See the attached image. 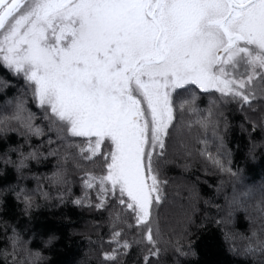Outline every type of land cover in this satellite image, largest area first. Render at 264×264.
<instances>
[{"label":"snow or ice","instance_id":"obj_1","mask_svg":"<svg viewBox=\"0 0 264 264\" xmlns=\"http://www.w3.org/2000/svg\"><path fill=\"white\" fill-rule=\"evenodd\" d=\"M0 94V264H50L59 237L35 213L69 205L89 214L98 264H190L209 221L228 254L264 264V179L228 140L238 128L245 159L264 155V0H0ZM179 156L231 186L203 198L216 217L196 223L200 177L168 192Z\"/></svg>","mask_w":264,"mask_h":264},{"label":"trees","instance_id":"obj_2","mask_svg":"<svg viewBox=\"0 0 264 264\" xmlns=\"http://www.w3.org/2000/svg\"><path fill=\"white\" fill-rule=\"evenodd\" d=\"M7 94H13V89H8ZM4 102V95L0 94V105ZM231 118V114H230ZM239 119L238 116L235 117ZM198 129L193 128V134ZM229 146L234 153V167L239 166L244 169V175L248 182H259L264 179V155L257 152V161L251 162L245 159L248 142L244 135H242L238 128H233L228 134ZM196 147H199L197 144ZM176 162L165 166L164 177L169 180L168 192L172 193L175 189V184H187L200 177V183L197 189L201 196L200 213L197 214L196 223L201 221L199 217L203 216L205 212L209 217H216L217 211L211 205L205 206L203 198H212V204H222L224 201V192L230 193L231 186H227L224 192L217 193L215 189L216 182L221 178L220 174L216 172L212 166L200 157H196L191 169L184 171L179 165L184 163L182 156L175 158ZM207 167L208 172L205 174L203 169ZM41 171L47 169L41 168ZM225 179H227L225 177ZM207 181V183H204ZM31 186V185H29ZM78 191V188H77ZM181 195L187 197L188 193L184 187L180 189ZM181 200L178 203H184ZM67 215L74 223H69L63 216ZM90 219L87 210H78L69 205L67 208L55 209L50 207H41L36 211L34 217V225L36 228H49L56 232L59 239L53 243L51 250L46 252V255L51 257L50 264H80L83 260L84 264H98L97 255L94 251L98 248L97 244L89 243L86 239L87 235H91L93 241L96 240L97 232L86 227V221ZM84 229V234L69 236L71 228ZM234 227L241 231L247 228V222L244 219V213L238 212L235 217ZM223 226L212 222H207L206 226L201 229L192 228V240L195 242V251L198 253L197 257L190 258V264H245L237 257L228 254L225 251V245L222 239ZM100 232L106 233L107 229H101ZM247 234V233H245ZM106 239V237H105ZM238 243L243 241L238 240ZM107 246V245H106Z\"/></svg>","mask_w":264,"mask_h":264}]
</instances>
